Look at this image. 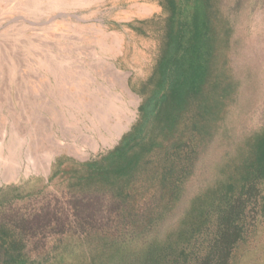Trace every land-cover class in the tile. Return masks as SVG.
I'll return each instance as SVG.
<instances>
[{"label": "rangeland", "instance_id": "rangeland-1", "mask_svg": "<svg viewBox=\"0 0 264 264\" xmlns=\"http://www.w3.org/2000/svg\"><path fill=\"white\" fill-rule=\"evenodd\" d=\"M173 13L182 51L167 96L148 101L140 147L102 163L157 92L148 81ZM124 85L128 118L112 139L121 116L109 105ZM263 126L264 0H0V264H146L156 242L159 264H200L212 221L169 237L209 207L202 191L223 159L236 164ZM258 188L229 264H264Z\"/></svg>", "mask_w": 264, "mask_h": 264}, {"label": "trees", "instance_id": "trees-1", "mask_svg": "<svg viewBox=\"0 0 264 264\" xmlns=\"http://www.w3.org/2000/svg\"><path fill=\"white\" fill-rule=\"evenodd\" d=\"M168 20L171 23L170 32L167 34L161 55L148 81L157 92L145 98L140 107L141 118L101 160L102 163L115 157L121 158L129 150L140 147V142L135 139L138 138L140 126L144 122L142 117L147 118L150 113L148 101L152 98L157 99L159 96L165 99L167 96L164 90L170 85L173 75L172 67L182 51V32L180 29L176 30L175 13ZM246 147L248 152L238 157L236 164H233V160L227 155L220 165L217 181L207 190L202 191L212 195L209 207L202 209L197 206L192 209L190 218L182 220L180 227L169 237L172 239L169 245L173 246L176 242L189 240L208 221H212L215 226L212 244L200 264H229L236 247L239 243L246 241L254 224L255 214L259 210L258 187L264 182V126L250 136ZM157 148L156 156L166 155V158L160 159V162L165 164L169 149L164 145H158ZM141 160V166L149 162L145 157ZM131 180L132 176L128 175L126 181ZM165 248L166 244L161 242L147 245L142 252L146 258V264H159L163 259Z\"/></svg>", "mask_w": 264, "mask_h": 264}, {"label": "bare ground", "instance_id": "bare-ground-1", "mask_svg": "<svg viewBox=\"0 0 264 264\" xmlns=\"http://www.w3.org/2000/svg\"><path fill=\"white\" fill-rule=\"evenodd\" d=\"M116 68H117L116 65L114 66L113 64L109 67V78L112 79V80H115V82H117L119 80V75H118V72H117V69ZM124 93H127V88L125 87V85L122 87V93L121 94L120 93L119 94H116V96H115L116 98H118L119 101L120 100L123 101L122 104L120 106H117L115 103L112 104V105H109V107H111V110L117 112L121 116V119L119 120V123L112 128V132H111V136H112L111 138L112 139H113V137L115 135L119 134V132L122 130V127L124 125L122 119L124 118V120H126L128 118V116L126 114V109L127 108L126 109L124 108V100H123V97L125 95ZM102 115L103 114L101 112H97L95 114L96 119L98 121H100L99 120V116H102ZM107 139H110V138H107ZM39 144H40V142L34 141V145L35 146H37V145L39 146Z\"/></svg>", "mask_w": 264, "mask_h": 264}]
</instances>
